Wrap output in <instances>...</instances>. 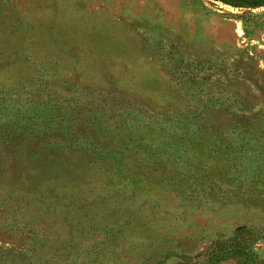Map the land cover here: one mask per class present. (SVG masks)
<instances>
[{"label": "rangeland", "instance_id": "obj_1", "mask_svg": "<svg viewBox=\"0 0 264 264\" xmlns=\"http://www.w3.org/2000/svg\"><path fill=\"white\" fill-rule=\"evenodd\" d=\"M233 1L0 0V264H264V5Z\"/></svg>", "mask_w": 264, "mask_h": 264}, {"label": "trees", "instance_id": "obj_2", "mask_svg": "<svg viewBox=\"0 0 264 264\" xmlns=\"http://www.w3.org/2000/svg\"><path fill=\"white\" fill-rule=\"evenodd\" d=\"M223 1H225L227 3H232L234 6H244L242 4L243 2H239V1H233V0H223ZM243 1H246L245 3L248 6H262V5H264V0H243ZM201 104L202 103H200V102L195 104V107L197 109H200L199 111H202L203 107H204L203 104L202 105ZM190 112H191V109L188 108V114H187L188 116H190ZM192 115H193V113H192ZM249 119H250V117H247V120H249ZM169 122L170 123H168V125L171 126L169 128V131L170 132H176V133L181 134V135L182 134L188 135L187 139H185L188 142L189 141L196 142L197 141L196 139H198L201 136V134H202L200 126H197V125L195 126V125H190V124L188 125V127L185 126L184 128H182V131L180 132V129H179L180 125L178 126V124L184 123V122L179 116H174L173 115V117H171L169 119ZM235 124H236L235 120H229L227 122H224V123L220 124L217 127L209 128V129H212V131L211 132L209 131V132H207L205 134L213 136L214 140H216L217 143H219L220 146H221L223 144V142H224L223 140H225V139H229L232 142L233 140H236L238 138L237 135L234 133V132H236V127H237ZM189 128H191L192 131H193V134H195L197 136L196 139H194L193 137L190 138V135H192V133L190 132ZM206 128H208V127H206ZM206 131H208V130H206ZM182 150L184 151V149H182ZM178 151L180 152V148H178L176 150V152H178ZM221 151L224 152L226 150H222L221 149Z\"/></svg>", "mask_w": 264, "mask_h": 264}]
</instances>
